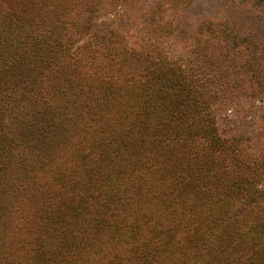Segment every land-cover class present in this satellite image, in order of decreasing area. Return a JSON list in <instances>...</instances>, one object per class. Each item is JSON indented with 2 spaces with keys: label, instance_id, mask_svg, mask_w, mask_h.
I'll list each match as a JSON object with an SVG mask.
<instances>
[{
  "label": "trees",
  "instance_id": "1",
  "mask_svg": "<svg viewBox=\"0 0 264 264\" xmlns=\"http://www.w3.org/2000/svg\"><path fill=\"white\" fill-rule=\"evenodd\" d=\"M93 3L26 2L3 19L0 264H264L260 164L208 114L222 85L169 60L154 28L139 48L96 33L82 57L67 40L91 10L84 24L69 11ZM190 125L228 155L221 188L186 147Z\"/></svg>",
  "mask_w": 264,
  "mask_h": 264
},
{
  "label": "rangeland",
  "instance_id": "2",
  "mask_svg": "<svg viewBox=\"0 0 264 264\" xmlns=\"http://www.w3.org/2000/svg\"><path fill=\"white\" fill-rule=\"evenodd\" d=\"M42 1L52 0H0V28L3 19L20 15L26 2L38 7ZM73 8L69 14L73 18L78 15L79 23L92 16L91 23L88 20L85 25L72 27L67 40H74L72 48H78L82 57L92 45L96 46L100 37L96 33L106 34L115 28L116 41L111 43L114 48L123 47L121 44L139 48L141 36L154 28L153 36H159V48L169 60L193 72L203 68L211 71V81L222 87L211 99L210 122L228 143L238 142L242 162L260 164L257 186L264 190L263 0H102L95 9L94 3ZM86 8L91 10L89 14ZM58 14L60 18L62 11ZM127 75L129 79L130 73ZM120 76L122 79L123 74ZM197 128H185L186 147L197 158L203 155L200 161L204 166L205 159L211 158L215 171L209 178L221 188L222 181H226L228 155L223 150L206 149L198 141Z\"/></svg>",
  "mask_w": 264,
  "mask_h": 264
}]
</instances>
